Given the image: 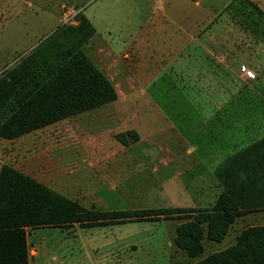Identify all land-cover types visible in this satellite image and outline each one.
I'll return each instance as SVG.
<instances>
[{
  "label": "rangeland",
  "instance_id": "374dc122",
  "mask_svg": "<svg viewBox=\"0 0 264 264\" xmlns=\"http://www.w3.org/2000/svg\"><path fill=\"white\" fill-rule=\"evenodd\" d=\"M224 1L40 0L41 11L18 12L17 0H0V76L47 37L60 51L75 46L83 19L93 34L80 50L115 91L102 105L0 137V167L100 221L37 228H58L105 264H195L264 226V209L240 215L220 241L203 231L202 251L188 256L174 245L183 214L157 211L209 209L222 189L216 167L264 137V13L252 0ZM24 31L26 44H13Z\"/></svg>",
  "mask_w": 264,
  "mask_h": 264
},
{
  "label": "trees",
  "instance_id": "16d2710c",
  "mask_svg": "<svg viewBox=\"0 0 264 264\" xmlns=\"http://www.w3.org/2000/svg\"><path fill=\"white\" fill-rule=\"evenodd\" d=\"M74 29L83 33L75 46L60 51L56 37H47L0 76V137L18 136L115 98L112 86L80 50L93 29L83 19ZM214 175L222 189L209 209L157 210L183 214L175 216L181 220L174 245L188 256L202 251L203 231L220 241L235 218L264 209V137L227 157ZM74 222L93 226L100 221L91 209L10 166L0 167V264H28L25 228ZM195 264H264V226L246 227L234 244Z\"/></svg>",
  "mask_w": 264,
  "mask_h": 264
},
{
  "label": "crops",
  "instance_id": "0c3cea01",
  "mask_svg": "<svg viewBox=\"0 0 264 264\" xmlns=\"http://www.w3.org/2000/svg\"><path fill=\"white\" fill-rule=\"evenodd\" d=\"M228 0H225L226 2ZM256 3L257 7L264 13V0H252ZM202 3V0H197L196 4ZM10 3V1H9ZM14 3V1H13ZM224 4V3H223ZM8 6H11L8 5ZM29 7V10L34 11L37 7L41 11L40 0H17L16 10L19 12L25 11L23 7ZM170 13V11H168ZM23 20V19H22ZM8 22H10L8 20ZM6 22V23H8ZM24 23V21H23ZM40 20L36 23H30L29 28L33 31L40 28ZM23 30L26 28L22 26ZM26 33L25 31L13 39V44L24 45L26 44ZM199 183L197 182V185ZM196 196H199V191L195 192ZM203 196H209L205 192ZM25 244L30 246L33 250V254L28 253V264H105L104 260H100V256L90 251L89 245L75 246L73 238L64 236L58 228H36L31 236L27 237V229H24ZM32 242V245H31ZM30 252V251H28ZM167 264V262H166Z\"/></svg>",
  "mask_w": 264,
  "mask_h": 264
},
{
  "label": "built area",
  "instance_id": "2783aa9c",
  "mask_svg": "<svg viewBox=\"0 0 264 264\" xmlns=\"http://www.w3.org/2000/svg\"><path fill=\"white\" fill-rule=\"evenodd\" d=\"M240 71L242 72V74H244V76L246 78H252L253 77L252 71L249 70L248 68H246L245 66H240Z\"/></svg>",
  "mask_w": 264,
  "mask_h": 264
}]
</instances>
